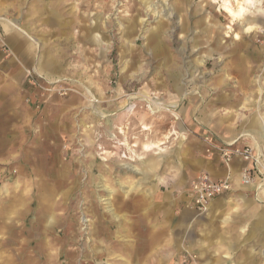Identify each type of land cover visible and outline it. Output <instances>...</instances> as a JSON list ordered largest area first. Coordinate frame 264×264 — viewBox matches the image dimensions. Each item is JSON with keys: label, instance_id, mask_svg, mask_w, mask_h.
<instances>
[{"label": "rangeland", "instance_id": "obj_1", "mask_svg": "<svg viewBox=\"0 0 264 264\" xmlns=\"http://www.w3.org/2000/svg\"><path fill=\"white\" fill-rule=\"evenodd\" d=\"M226 144L264 152V0H0V264H264L194 204Z\"/></svg>", "mask_w": 264, "mask_h": 264}, {"label": "crops", "instance_id": "obj_2", "mask_svg": "<svg viewBox=\"0 0 264 264\" xmlns=\"http://www.w3.org/2000/svg\"><path fill=\"white\" fill-rule=\"evenodd\" d=\"M11 29L12 27L16 30L17 35H14L11 31V36L10 38H12L13 35V39L16 41L14 45H16V47L22 49L23 52H29V47L27 44V41H31L33 42V38H29V35L26 34L25 31H23L21 28L19 27H14L12 24L9 23L8 25ZM27 40V41H25ZM27 45V46H26ZM31 48V47H30ZM48 65V60L44 63H39V67L40 68H45ZM247 80L250 82V84H248ZM243 87H247V91L251 92V90L253 89L252 84H254V79H250L249 77L244 78V80L241 82ZM228 101V100H227ZM229 103V102H228ZM224 105V102L223 104ZM225 115L222 113H219V118L225 119L224 118ZM211 161V160H210ZM220 162L223 164V162L220 160ZM210 162H207V167H209L210 169H212L213 167L208 165ZM243 164L240 160L233 162V164L231 165V170L234 176H233V189L232 192H230L229 194L225 195V196H221V197H217L216 199H214L211 203V212L209 213L210 219L214 218V219H218L221 216L220 215H225V212L227 211L228 208H232V209H236L237 206H239L241 209L245 210V216L251 218V219H255V224L253 226L254 227V232L257 233L259 228H264V204H261L259 202L262 201V199H264V193L259 192V194L257 193V190L254 186H244L241 181H240V171L243 168ZM217 166H220V163H218ZM217 170L221 171L220 169L213 168V170L211 172H213L214 175L218 174ZM229 173V171H228ZM212 222H207V223H203V227L204 229L202 230V238L200 240L201 243L204 244V242H207L210 238V233H207V229L211 230V225ZM212 231V230H211ZM242 233L245 234L246 231L245 229L242 230ZM200 243V244H201ZM201 247V246H200ZM200 251L203 252V250H206L207 247H205V245H202V247L200 248ZM252 254V251H250ZM231 258V257H229ZM241 258H244L242 261ZM256 258H251L250 256H243L240 257V260L238 261V264H242V262L245 264H250V262L248 263L247 261H253ZM257 260V259H256Z\"/></svg>", "mask_w": 264, "mask_h": 264}, {"label": "built area", "instance_id": "obj_3", "mask_svg": "<svg viewBox=\"0 0 264 264\" xmlns=\"http://www.w3.org/2000/svg\"><path fill=\"white\" fill-rule=\"evenodd\" d=\"M218 153L229 170L236 159L245 164L240 171V181L244 186H254L258 194L264 191V152L226 144L218 146ZM232 189L231 174L223 179H213L207 173H202L192 185L195 207L200 212H208L214 199L229 194Z\"/></svg>", "mask_w": 264, "mask_h": 264}, {"label": "bare ground", "instance_id": "obj_4", "mask_svg": "<svg viewBox=\"0 0 264 264\" xmlns=\"http://www.w3.org/2000/svg\"><path fill=\"white\" fill-rule=\"evenodd\" d=\"M247 3H249V1L250 0H245ZM226 10L228 11V13H230L233 17H241L242 16V14H244L243 12H244V8L242 7L239 11H238V13H235V12H233L230 8H226ZM250 29H252V27H249L247 30H250ZM147 98V97H146ZM152 104H154V108L156 109V111L157 110H160L161 109V107L159 106V103L158 102H154V103H152ZM176 116H178V115H176ZM262 193H264V191L262 192ZM210 208H211V206H210ZM210 210V209H209Z\"/></svg>", "mask_w": 264, "mask_h": 264}]
</instances>
